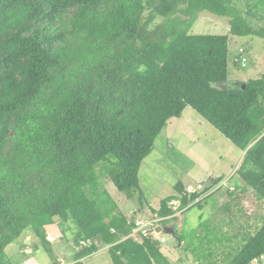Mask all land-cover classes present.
<instances>
[{
    "label": "trees",
    "instance_id": "1",
    "mask_svg": "<svg viewBox=\"0 0 264 264\" xmlns=\"http://www.w3.org/2000/svg\"><path fill=\"white\" fill-rule=\"evenodd\" d=\"M205 10L229 18L232 35L264 37V0H0V264L31 235L62 264L49 225L73 234L66 264L104 245L113 264H174L153 232L132 236L137 217L118 211L99 169L143 210L140 167L187 106L244 152L245 182L230 197L252 188L264 202V77L230 87V35L191 33ZM212 187L190 193L178 181L150 206L155 223L174 221L173 200L203 208ZM261 220L229 264L262 260ZM174 236L186 239L176 224Z\"/></svg>",
    "mask_w": 264,
    "mask_h": 264
},
{
    "label": "rangeland",
    "instance_id": "2",
    "mask_svg": "<svg viewBox=\"0 0 264 264\" xmlns=\"http://www.w3.org/2000/svg\"><path fill=\"white\" fill-rule=\"evenodd\" d=\"M253 14H257V11H253ZM182 17L185 18V15ZM191 33L230 35V87L245 84L251 78L264 77V37L232 35L229 18L219 17L207 10L199 14L191 27ZM239 50L246 61L237 66L233 57L239 54ZM243 154V150L233 141L193 107L187 106L180 118L167 124L140 167V185L149 203L143 210H140L137 199L128 200L118 190L110 179L111 174L106 173L107 164L99 170L105 188L119 205L118 211L131 216L134 214L137 221H142L132 234L138 241H142V231L150 230L156 237L164 235L166 243H163L162 251L174 264H229L231 258L228 256L236 253L248 234L255 232L261 219H264V202L255 196L252 188L241 187L239 195L233 194L230 197L229 194V191L239 185L243 186L245 182L236 173ZM109 169L112 170L113 167ZM219 176H223V179L214 184ZM178 181L185 183L187 188L193 186L198 191L213 186L207 194L214 192L213 199L207 196L203 208L194 206L184 210L179 208L180 200L171 202L175 211L172 215L174 221L166 226L175 227L176 224L179 233L186 235L181 243L173 234L159 233L161 227L154 223L159 218L150 208H158L163 198L174 194V185ZM228 201L229 207L226 208L225 202ZM212 202H217V205L212 206ZM147 224L150 226L148 230L145 229ZM47 230L55 256L59 257L62 264H66L76 248L74 241L66 238L71 237L72 232L62 233L60 225H49ZM22 243L27 246L23 247ZM186 245L190 248H185ZM7 253L13 264H53V258L35 235L26 236L9 245ZM82 260L85 264H113L107 245L101 246L97 252ZM251 264H264V257Z\"/></svg>",
    "mask_w": 264,
    "mask_h": 264
},
{
    "label": "water",
    "instance_id": "3",
    "mask_svg": "<svg viewBox=\"0 0 264 264\" xmlns=\"http://www.w3.org/2000/svg\"><path fill=\"white\" fill-rule=\"evenodd\" d=\"M243 86L245 88V84H243ZM159 232H164L166 234L175 235V227L174 226L168 227L166 225H163V227L160 228Z\"/></svg>",
    "mask_w": 264,
    "mask_h": 264
},
{
    "label": "built area",
    "instance_id": "4",
    "mask_svg": "<svg viewBox=\"0 0 264 264\" xmlns=\"http://www.w3.org/2000/svg\"><path fill=\"white\" fill-rule=\"evenodd\" d=\"M243 61H246V58H245V57L243 58ZM187 191L190 192V193H192V192L197 191V189H196L195 187H193V186H189V187L187 188ZM155 222H156V221H155ZM155 222H154V223H155ZM154 223H153V224H154ZM136 224H137V225H140V224H142V221H139V220H138V221H136ZM148 225H149V224L145 225V226H146L145 228H147ZM150 225H151V224H150ZM149 227H150V226H149ZM162 241H165V238H162Z\"/></svg>",
    "mask_w": 264,
    "mask_h": 264
},
{
    "label": "clouds",
    "instance_id": "5",
    "mask_svg": "<svg viewBox=\"0 0 264 264\" xmlns=\"http://www.w3.org/2000/svg\"><path fill=\"white\" fill-rule=\"evenodd\" d=\"M244 57H245V56H243V58H244ZM243 58H242V63L244 64V63H245V61H243ZM245 58H246V57H245ZM154 219H156V218H154ZM159 220H161V219H159ZM156 221H157V219H156ZM157 226H158V225H157ZM158 227H163V225H161V226L159 225ZM145 229H146V228H145ZM159 233H161V235H162V234H165L164 232H159ZM157 238H159V239H160V241L162 242V238H165V237H164V235H162V237H161V236H159V237H157ZM163 243H166V238H165V241H164V242H162V244H163Z\"/></svg>",
    "mask_w": 264,
    "mask_h": 264
},
{
    "label": "crops",
    "instance_id": "6",
    "mask_svg": "<svg viewBox=\"0 0 264 264\" xmlns=\"http://www.w3.org/2000/svg\"><path fill=\"white\" fill-rule=\"evenodd\" d=\"M136 239V238H135Z\"/></svg>",
    "mask_w": 264,
    "mask_h": 264
}]
</instances>
